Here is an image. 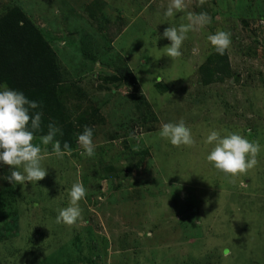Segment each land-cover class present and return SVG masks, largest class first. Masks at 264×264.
<instances>
[{
  "label": "rangeland",
  "instance_id": "rangeland-1",
  "mask_svg": "<svg viewBox=\"0 0 264 264\" xmlns=\"http://www.w3.org/2000/svg\"><path fill=\"white\" fill-rule=\"evenodd\" d=\"M171 3L0 0V18L12 14L18 26L4 60L46 44L48 95L61 113L58 122L46 114L32 141L44 179L16 185L6 180L11 166H0V264H264V0H183L167 17ZM181 25H191L182 55L170 58L162 34ZM218 31L230 33L232 74L204 84L201 69L217 54L208 36ZM181 120L191 145L159 136ZM50 123L70 145L63 158L40 139ZM85 125L92 157L77 142ZM211 130L258 143L257 164L235 176L215 169ZM76 182L87 190L81 217L58 223Z\"/></svg>",
  "mask_w": 264,
  "mask_h": 264
},
{
  "label": "clouds",
  "instance_id": "clouds-1",
  "mask_svg": "<svg viewBox=\"0 0 264 264\" xmlns=\"http://www.w3.org/2000/svg\"><path fill=\"white\" fill-rule=\"evenodd\" d=\"M181 11H183V0H172L171 6L166 9L164 15L172 17L175 12ZM197 20L201 26L209 22L205 13H201ZM190 27L191 25H181L179 28L168 27L164 30L163 37L171 42L166 46V56L177 58L182 55L181 46ZM208 40L215 52L220 55L224 54L231 43L230 33L224 31L209 35ZM39 107L38 101L30 100L22 91L7 87L0 90V166H11V174L6 177L10 183L25 185L26 182H38L47 175V169L41 165L42 149L32 143L34 132L41 126L42 112L30 114V109ZM48 128V133L40 139L44 145L51 143L55 155L63 158L66 152L70 153V145L64 142L62 148L61 142L54 139L57 133L62 135L60 128L52 123ZM159 136L167 139L174 146H188L193 143L191 129L182 120L175 124H163ZM77 142L82 146L84 155L92 157L95 154L96 144L93 141L92 127L85 125L83 132L77 136ZM205 143L213 145L206 156L207 161L226 175L235 176L257 164L256 155L260 145L239 133L221 135L220 131L211 130ZM86 191L82 182L72 184L69 191L70 203L59 211L56 217L58 223L71 225L81 217L82 209L79 202L86 197Z\"/></svg>",
  "mask_w": 264,
  "mask_h": 264
},
{
  "label": "trees",
  "instance_id": "trees-1",
  "mask_svg": "<svg viewBox=\"0 0 264 264\" xmlns=\"http://www.w3.org/2000/svg\"><path fill=\"white\" fill-rule=\"evenodd\" d=\"M12 19V14H7L3 18H0V21L5 20L7 25L6 27L0 25V83L6 84L8 88L22 91L30 100L38 101L40 107L30 109V113L39 111L42 112V120L43 118L46 120L45 115L48 114L52 117L53 121L58 122L59 115H61L59 113L60 110L58 109L59 112L52 110L56 102L53 101L54 98L51 95H48L50 91H54V89H51L50 84L54 88L55 85H53V80L49 83L46 78L47 74L52 71V64L48 62L50 55L46 44H42L40 41L41 46L38 47L39 49L34 54H30L29 59H18L17 63L14 60H9L8 62L4 60L8 54V48L12 45L15 27L17 26L10 27ZM31 61L32 63L35 62L34 66H30ZM40 61L48 63L45 64V62L42 63ZM203 71L204 84L224 81L228 73L232 74L230 72L226 51L223 55L217 53L215 56L209 58L207 64L204 65V69H201L202 77ZM123 75L124 77H131L124 73ZM40 131L42 130H36L34 134H40Z\"/></svg>",
  "mask_w": 264,
  "mask_h": 264
}]
</instances>
